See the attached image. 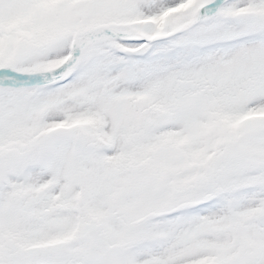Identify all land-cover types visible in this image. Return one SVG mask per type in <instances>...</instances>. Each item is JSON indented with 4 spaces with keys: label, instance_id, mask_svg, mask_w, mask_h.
<instances>
[{
    "label": "snow or ice",
    "instance_id": "snow-or-ice-1",
    "mask_svg": "<svg viewBox=\"0 0 264 264\" xmlns=\"http://www.w3.org/2000/svg\"><path fill=\"white\" fill-rule=\"evenodd\" d=\"M0 264H264V0H0Z\"/></svg>",
    "mask_w": 264,
    "mask_h": 264
}]
</instances>
